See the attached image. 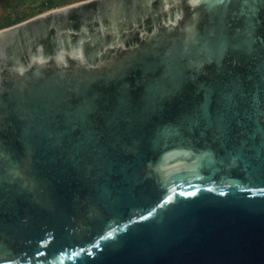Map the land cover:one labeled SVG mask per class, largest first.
I'll return each mask as SVG.
<instances>
[{
	"label": "water",
	"instance_id": "1",
	"mask_svg": "<svg viewBox=\"0 0 264 264\" xmlns=\"http://www.w3.org/2000/svg\"><path fill=\"white\" fill-rule=\"evenodd\" d=\"M0 264H264V0L0 29Z\"/></svg>",
	"mask_w": 264,
	"mask_h": 264
},
{
	"label": "rangeland",
	"instance_id": "2",
	"mask_svg": "<svg viewBox=\"0 0 264 264\" xmlns=\"http://www.w3.org/2000/svg\"><path fill=\"white\" fill-rule=\"evenodd\" d=\"M84 0H0V29L7 22L17 24L40 13Z\"/></svg>",
	"mask_w": 264,
	"mask_h": 264
},
{
	"label": "trees",
	"instance_id": "3",
	"mask_svg": "<svg viewBox=\"0 0 264 264\" xmlns=\"http://www.w3.org/2000/svg\"><path fill=\"white\" fill-rule=\"evenodd\" d=\"M52 8H53V6H51V5L48 7V9H52ZM11 25H13V23L7 22L3 28L11 26Z\"/></svg>",
	"mask_w": 264,
	"mask_h": 264
},
{
	"label": "snow or ice",
	"instance_id": "4",
	"mask_svg": "<svg viewBox=\"0 0 264 264\" xmlns=\"http://www.w3.org/2000/svg\"><path fill=\"white\" fill-rule=\"evenodd\" d=\"M109 235H111V233H109Z\"/></svg>",
	"mask_w": 264,
	"mask_h": 264
}]
</instances>
